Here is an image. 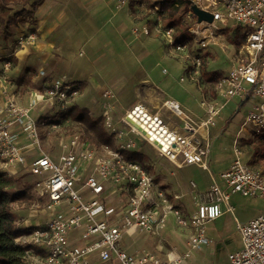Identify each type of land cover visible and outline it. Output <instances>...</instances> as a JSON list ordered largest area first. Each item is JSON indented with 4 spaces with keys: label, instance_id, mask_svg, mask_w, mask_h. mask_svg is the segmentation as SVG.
Listing matches in <instances>:
<instances>
[{
    "label": "built area",
    "instance_id": "1",
    "mask_svg": "<svg viewBox=\"0 0 264 264\" xmlns=\"http://www.w3.org/2000/svg\"><path fill=\"white\" fill-rule=\"evenodd\" d=\"M193 3L214 16L212 24L200 23L192 11L189 12L186 25L191 42L182 43L175 42L174 28L164 29L175 53L188 52L187 58L192 61L187 70L190 80H200L204 66L202 52L191 54L194 52L191 43L205 50L209 40L214 39L213 33L229 29L230 24L239 27L243 38L238 61L229 73L215 82L217 97L201 101L205 117L200 122L193 121L181 110L179 103L173 101L162 102L158 108L138 102L123 116H117L115 94L107 90L100 106L104 112L103 128L111 138V145H97L80 134L63 133L58 145L67 153L56 163L50 157L51 153L42 149V127L61 131L70 121L68 113L76 107L82 89L63 76L52 80L42 91H32L30 107H26L14 98H7L8 80H3L0 172L10 177L20 176L29 161L27 152L38 151L30 161L29 170L37 177L33 190L38 202L36 209L30 211L36 221L35 224L31 220L17 223L24 229L17 243L36 247L42 252L40 256L28 252L34 264H91V256L99 257L104 264L114 261L119 264H161L149 252L135 256L122 249L120 244L124 235L138 230L157 237L167 228L174 232L179 228L186 236L190 250L201 251L214 244L207 236L209 224L226 212H234L230 189L243 197L264 199V173L243 162L238 136L233 144L235 159L221 174L224 187L213 178L210 190L197 196V210L191 215L177 206L181 197L165 190L150 167L124 154L135 150L134 137L151 146L178 169L188 166L208 169L211 154L208 131L217 126L223 110L235 98L243 104L252 98L257 100L247 113L242 130L252 126L256 133L264 134V0H193ZM154 9L159 11L158 7ZM133 33L137 38L149 36L151 28L149 25L136 27ZM37 39L36 30L26 29L19 32L16 44L31 47ZM6 67L9 68V64ZM40 75L45 77L46 74L40 72ZM41 103H45L44 108L59 107L62 110L60 118L40 126V122L31 118V109ZM164 112L176 116L183 123V130L172 125ZM191 186L196 188L194 183ZM40 205L44 209L41 217ZM55 209L57 213L43 215V212ZM238 229L243 248L230 255L231 264H264V216L239 225ZM188 256L170 252L168 264H184Z\"/></svg>",
    "mask_w": 264,
    "mask_h": 264
},
{
    "label": "rangeland",
    "instance_id": "2",
    "mask_svg": "<svg viewBox=\"0 0 264 264\" xmlns=\"http://www.w3.org/2000/svg\"><path fill=\"white\" fill-rule=\"evenodd\" d=\"M123 1L125 3H122ZM158 1L162 0H47L48 6L52 3L55 5L53 9L55 12L64 13L62 21L53 22V31L47 36L46 42L54 44V47L47 51L48 63L53 61L57 63V67L50 72V76L53 77L52 79L66 76L74 85H77L79 81L86 83V88L82 89L81 95L76 100L77 113L84 112L94 118H102L104 112L100 102L103 93L111 90L115 94L117 116H123L138 102L151 106L154 103L153 99H159L161 102L179 103L181 110L195 122H200L204 118L205 110L201 106V101L210 91L206 83L209 84L215 73H229L240 57L241 46H237L240 41L234 38L235 26L230 24L229 29L221 33L214 32L218 38L213 40L205 50L192 41L191 46L194 52L191 54L202 52L204 60L200 80L192 81L187 74L188 64L192 62L190 58H187L188 52L175 53L164 29L170 26L175 29L173 37L176 43L191 42L186 20L194 6L193 0H179L172 10L166 12L155 11L152 7ZM21 7L11 4L4 10L0 8V17L6 12L10 16L14 15L22 9ZM37 23L34 17L22 22L17 29L12 27L14 35L10 38L4 37L0 29V64L2 66L0 84L5 78H9V75L15 77L20 74L19 79L16 77L13 80L18 84V89L13 90L12 96L20 101L17 100L19 105L26 107H30V90L41 88L44 84L38 80L34 82V76L39 75L41 68L39 57L31 54L34 48L18 47L16 39L20 30L36 28ZM144 25L150 26L151 34L137 38L133 33L134 29ZM161 27L163 29L159 30ZM22 51L28 52L29 58L25 61L21 57ZM17 56H19L18 64L14 62ZM7 64L9 68L6 67ZM22 77L29 80V83L25 84L26 87L19 85ZM182 78L185 80L181 81ZM201 79H205L206 82ZM44 83L48 84L49 79ZM146 91L150 92L149 96L145 94ZM256 102L255 98L245 104H241L239 98L231 100L223 110L221 118L218 119L217 126L209 130L211 143L209 170L197 166L178 169L151 146L134 137L132 140L137 144L132 151L134 154L128 152L124 154L135 162H143L150 167L155 179L158 180L161 176L163 183L171 184L172 189L182 195L181 202L186 205L185 210L191 215L197 210L194 196L210 190L213 185L212 175L224 185L221 174L230 168L235 159L233 144L237 136L242 144L243 162L248 164L250 159L254 158L250 165L264 172V134L256 133L252 126L242 130L246 115ZM43 106L45 103L31 109V118L37 123L40 122V126L60 118L62 110L59 107L44 108ZM164 116L172 125L183 130V123L176 116L169 112H164ZM59 132L49 127H42V149L51 153L50 157L56 163L62 155L67 153L58 145L61 135ZM78 134L82 135L84 132ZM37 153V149L27 152L29 161L11 190L12 193H16L26 189L32 197L30 200L13 204L12 212L18 221L31 220L33 224L36 220L31 217L30 211L36 209L38 202L33 190L37 177L29 173V170L30 161ZM163 170L167 171V178L163 176ZM191 183L197 186L194 192ZM228 192L231 195L235 214L227 213L210 225L216 243L211 248L199 251L193 264H231L230 255L243 247V238L236 218L240 223L247 224L259 216H264L263 198L243 197L231 189ZM39 207L41 217L44 209L41 205ZM53 213H57V210L45 211L43 215L50 216ZM178 229L176 232L166 231L147 243V247L156 254L161 264H166L165 252L171 245L178 247L180 238L186 239V236L182 235V230ZM120 247L124 248L123 242ZM161 249L163 251H160Z\"/></svg>",
    "mask_w": 264,
    "mask_h": 264
},
{
    "label": "trees",
    "instance_id": "3",
    "mask_svg": "<svg viewBox=\"0 0 264 264\" xmlns=\"http://www.w3.org/2000/svg\"><path fill=\"white\" fill-rule=\"evenodd\" d=\"M44 2L45 0H0V8L3 10L11 4L22 6V9L14 15L10 16L6 12L0 17L2 35L7 38L12 37L14 33L11 28H17L22 22L33 18ZM178 3L179 0H162L152 7H159V11L166 12L172 10ZM235 29L236 36L234 38L239 39L240 42L237 43V46L240 47L243 43V38L239 33V27H235ZM14 62L16 63L17 59L14 58ZM29 78L31 79V77ZM217 80H219V77H214L211 82ZM28 83L29 80L25 77H22L19 82L20 85ZM76 84L80 88L85 87V82H77ZM67 118L70 121L64 125L59 134L74 135L83 131L85 135L82 134L83 136H81L85 139L91 140L97 145H111V138L103 128L102 118H94L84 112L77 113V107L70 109ZM128 153L134 154L133 152ZM129 158L131 159V157ZM19 177H10L0 172V264H34L29 258L28 252H32L34 256L42 255V252L36 247L21 246L17 243V239L23 235L24 229L18 226V219L12 212V205L32 198L26 189L16 193L11 192L18 179H20Z\"/></svg>",
    "mask_w": 264,
    "mask_h": 264
},
{
    "label": "crops",
    "instance_id": "4",
    "mask_svg": "<svg viewBox=\"0 0 264 264\" xmlns=\"http://www.w3.org/2000/svg\"><path fill=\"white\" fill-rule=\"evenodd\" d=\"M54 8H55V5L52 3L51 6H48V2L46 0L43 3V5L38 9V11L35 13V16H34L35 17V20L38 23H37V27L36 28H31V29L37 31V33H38V39H37V41L35 43L36 45L34 44L35 46L34 45L31 46L32 48H34L31 51V54H35L37 57H39V60H40L39 61V65H41V68L39 70V75L38 76H34L35 77L34 78V82L36 80H38V82L41 81V83L44 84V85L41 86V88H37V89L36 88H33V89H31L30 90L31 92L34 91V90H38V91L44 90V88L45 87H48L51 84V81L54 80V79H52L53 77L50 76V74H51L50 72L53 71L57 67V63L54 62V61L48 63V57H47L48 56L47 55V51L50 50L51 48H53L54 47V44L52 42L47 43L46 41H47V36H49L50 32L53 31V22L54 21H58V22L59 21H62L63 20V14H64L63 12H58V13L55 12V10H53ZM50 26H52V29H50ZM26 27L28 28V26H26ZM17 28H15V29H17ZM160 29H163V28L161 27V28H159V30ZM20 31H22V30H20ZM213 35H214V33H213ZM217 38L218 37L214 35V39L209 40L210 43L213 40H216ZM27 54H28L27 51H22L21 57L24 59V61L29 58V57H27L28 56ZM17 57L18 58H15V59H17V62L16 63L18 64L19 56H17ZM1 67L2 66L0 64V69H1ZM40 72H44L46 74L45 77H41ZM16 73H17V71H16ZM224 75H226V74L219 72V73H215L214 77H217V78L219 77V79H220ZM16 77H18V79H19L20 74H17V76L15 75V77H13L12 75H9V78L8 77L6 78L8 80V84H7L6 90L8 92L7 98H14L16 100V102H17L18 99L15 98L14 96H12L13 90L18 89V84H16V83L13 82V80H15ZM47 79H49V83L48 84H45L44 81L47 80ZM31 80H32V78H31ZM201 80H203V82H206L205 79H201ZM16 81H18V80H16ZM79 82H82V81H79ZM215 82L216 81H214V82H211L210 81V82H208L209 84L206 83V85L210 89V91H209L208 95H207V93L205 94L206 95L205 98H207V99H213V98L217 97L216 90H215ZM2 84L3 83L0 84V98L2 96L3 89H5V87H3L4 85H2ZM84 88H86V83H85V87H81V89H84ZM145 94H147V96H149L150 95V92L149 91H146ZM152 101H154V103H152L151 107H157L158 108V107H160V105L162 103L161 100H159V99H153ZM18 102H20V101L18 100ZM241 104H243V103L241 102ZM22 106H24V105H22ZM208 136L210 138V131H208ZM209 142H210V140H209ZM210 158H211V154H210L209 159ZM252 160H254V158H251L250 159V162H252ZM250 162L248 163L249 165H250ZM182 169H184V168H182ZM207 170H209V168ZM162 174H163V176L165 178L168 177V174H167V171L166 170H163ZM160 178L163 179V177H161V176H160ZM160 178L157 181L163 186V188L165 190H167L171 194H177V195H179L178 193H176L172 189L171 184L163 183L161 181L162 179H160ZM213 178L218 182V179L212 175V178H211L212 179V183H213ZM218 184H221V183L218 182ZM221 186L224 187V185H222V184H221ZM196 188H197V186H196ZM192 189H193V192H194L195 189L193 187H192ZM198 194H200V193H198ZM179 196L182 197V195H179ZM196 198H197V196L195 195L194 196V203L196 202ZM181 201H182V198L177 203V206H181V208L184 211V213L185 214H188V211L185 210L186 205L183 204V202H181ZM230 203H231V200H230ZM234 212H235V210H234ZM234 212H226V213H224V215L227 214V213H231V214L234 215L235 214ZM217 220H215L214 222H216ZM236 221H237L238 226L239 225H245V224L240 223L237 218H236ZM214 222H212L211 224H209V226L212 225ZM209 226H208V229H207V236L214 241V244L212 246H210V247H205L204 249L211 248L216 243V241L214 239V236L212 235V231H211L212 227L211 226L209 227ZM169 230H170V228H167V229H165L164 232L169 231ZM155 237L156 236H147L146 234H143L142 232H139L138 230L131 231V232L126 233L124 235V238H123V241H122L123 242V247H124L123 249L126 250L128 253H130L132 255H135V256L136 255H139V254H143L144 252H149V253L153 254L152 251L147 247V243L150 242L151 239L152 238H155ZM179 241H180V245L178 247L177 246H174V245H171V247L169 248V250L165 252V256H166L165 263L168 264V262H169V253L175 251V253L177 255L181 256V257H184L186 254H189V256L185 259L184 264H193V262H195V260L197 258V255H198V252L199 251H193V250L191 251L190 250L189 246L187 245V238L185 240L182 239V238H180ZM160 251H163V249H161ZM153 255L156 256V254H153ZM90 262H91V264H104L103 262L100 261L99 257H97V256H91L90 257ZM113 264H119V262L114 261Z\"/></svg>",
    "mask_w": 264,
    "mask_h": 264
},
{
    "label": "water",
    "instance_id": "5",
    "mask_svg": "<svg viewBox=\"0 0 264 264\" xmlns=\"http://www.w3.org/2000/svg\"><path fill=\"white\" fill-rule=\"evenodd\" d=\"M191 11L198 18L200 23L207 22L212 24L214 21V16L212 14L200 9L199 7H196L195 5L192 6Z\"/></svg>",
    "mask_w": 264,
    "mask_h": 264
}]
</instances>
